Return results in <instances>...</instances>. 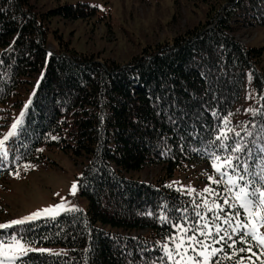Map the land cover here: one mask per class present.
I'll return each mask as SVG.
<instances>
[{"label": "trees", "instance_id": "1", "mask_svg": "<svg viewBox=\"0 0 264 264\" xmlns=\"http://www.w3.org/2000/svg\"><path fill=\"white\" fill-rule=\"evenodd\" d=\"M205 1L197 25L119 61L79 51L76 27L66 36L71 22L97 25L90 3L0 0V113L23 105L0 157L4 170L43 160L54 147L88 159L78 179L85 209L0 230L3 239L15 232L61 248L30 252L19 264H173L164 246L175 255L180 237L187 245L207 225L220 247L209 264L264 257L244 231L227 225L221 240L216 208L167 180L186 162L214 155L233 157L243 182L259 183L264 170V45L236 36L264 27V0ZM158 163L155 180L134 176Z\"/></svg>", "mask_w": 264, "mask_h": 264}, {"label": "rangeland", "instance_id": "2", "mask_svg": "<svg viewBox=\"0 0 264 264\" xmlns=\"http://www.w3.org/2000/svg\"><path fill=\"white\" fill-rule=\"evenodd\" d=\"M61 2L90 3L97 8V15L94 19L101 16L100 20L96 21L97 25H93L92 22L78 24L79 22L76 21L67 25V37L69 36L68 30L76 27L71 35L73 45L79 51L93 52L102 57L107 56L119 61H125L132 54H140L145 46L155 45L159 42L165 43L173 36L194 27L204 19L202 10L207 5L205 0H61ZM212 26L210 25L208 28ZM236 36L243 43L256 46L264 45V27L241 28ZM98 59L103 60L101 57ZM20 106L13 108L8 115H4V112L2 115L0 113V140H3L5 135L12 130L13 123L17 124L23 110V105ZM5 141L4 148L6 149ZM1 160L2 158H0V224L22 219L39 209L61 203V198L66 202L63 210H58L55 215H41L36 219L56 217L67 211L85 209L88 205V199L80 194L78 186V179L88 160L84 155L74 156L54 147L47 150L43 160L16 165L15 170H3L5 167ZM223 171L233 176L238 174L235 170L232 171L227 167ZM161 174L162 165L160 163L134 172L135 177L141 175V178L146 181L155 180ZM209 176L213 179H208ZM167 180L170 185L176 186L183 193L189 195L193 201L198 199L203 207H212L213 201L220 204L219 210L216 208L219 213L218 218L222 220L221 225L218 223L220 229L223 227L225 230L227 227V224L224 223L225 217L232 219L233 227H236V220L248 222V217L242 208L239 207L240 210L234 212L236 206L233 207L231 204L234 202L233 195L225 191L227 175L221 178L219 172L212 167V159L186 162L183 167L176 169ZM217 180L220 183H216ZM73 182L77 185L74 194L71 188ZM239 183L243 185L245 182L240 181ZM205 189L212 191H205ZM225 199L230 203H225ZM227 205L229 206L226 207ZM229 230L232 231L231 228ZM241 231L251 234L244 228H237L235 232H232ZM207 232L212 233V228H208ZM257 233L264 236V224L258 225ZM10 235L17 234L14 232ZM193 235L201 243L194 245L195 250L188 248L186 255L183 248L180 250L181 256L177 259L181 260L182 264H187L188 256L202 260L203 258L199 257V251L202 250L203 244L209 246L208 251L212 248L217 251L220 249L217 245L218 237V240H212L209 237H204L200 231H192L190 236ZM4 236L5 234H0V239H3ZM23 241L27 242L31 249H49L48 252L53 253L61 250L59 246L41 245L24 239ZM257 242L259 243L258 240ZM184 243L186 242L184 241ZM261 248L264 253V246L261 245ZM30 252L40 251H27L24 255L16 257L13 264H19L18 260ZM211 258L212 256L209 263ZM5 264H7V259H5ZM244 264H264V257H252L251 261Z\"/></svg>", "mask_w": 264, "mask_h": 264}, {"label": "snow or ice", "instance_id": "3", "mask_svg": "<svg viewBox=\"0 0 264 264\" xmlns=\"http://www.w3.org/2000/svg\"><path fill=\"white\" fill-rule=\"evenodd\" d=\"M16 123H13L12 130H10L7 135H5L3 140H0V155L7 156V151L4 148V141L7 140L10 136L14 135V130L16 129ZM223 132V129L221 130ZM55 139V137H53ZM226 138V137H225ZM242 150L240 144H236L235 151ZM212 167L219 172L221 178H224L227 175V186L225 191L231 193L233 195V203L232 206L235 207L239 205L240 208L244 210V213L248 217V222L244 223L240 220H236V227H233L232 219L229 217L224 218V223L232 229L233 232L236 231L237 228H244L249 230L252 234L253 239H257L259 243L264 246V236L258 235L257 227L260 224H264V170H262L261 174L258 176L259 183L252 179H248L243 185L239 182L244 181L245 177L243 175L237 174L236 176L226 174L223 169L225 167L232 168L233 167V157L229 156L224 158L223 160L221 157L214 155L212 159ZM247 167L244 168V171L247 172ZM18 175V173H16ZM208 179H213V177L209 176ZM216 183H220L219 180L215 181ZM77 185L73 182L71 188L74 194ZM235 189V191H233ZM205 191L211 192V189H205ZM62 202L50 205L46 208L39 209L30 215L19 219V220H12L9 221L7 224H0V229L7 228L10 225L16 224H23L25 221L34 220L41 215H55L58 210H63L65 207V203L63 198H61ZM225 203H228V200L225 199ZM207 206V205H206ZM213 206L219 209L221 206L220 204L213 201ZM75 207V206H73ZM199 215V213H197ZM206 227L210 228V225ZM217 232H219L220 226L217 225ZM200 231L202 235L207 237L209 233L204 231V229H196ZM181 231L186 232V229L181 228ZM224 236H220V239L223 240L225 236L228 235V230L225 229ZM189 243L187 245L184 244V237H180L179 242L176 243V254L174 256L172 251L168 250V246L165 245V251L167 253V257L169 260L173 261V264H182V261L177 259V257L181 256L180 250L183 248L184 254L186 255L188 248H193L195 250L194 245L201 243L198 241L194 236L187 237ZM209 246L207 244L202 245V250L199 251V257L203 259H193L191 256L187 257V264H209V259L211 256L215 255L217 249L212 248L208 251ZM27 251H40V252H48L49 249H31L28 246L27 242L23 241V237H19L17 235H10L6 239H0V264H5V259H7V264H13V260L18 257L24 255ZM240 251H244V249H240ZM251 251V249H248Z\"/></svg>", "mask_w": 264, "mask_h": 264}]
</instances>
